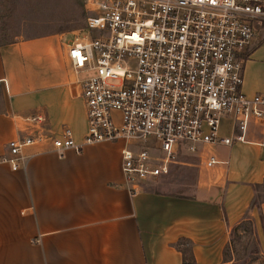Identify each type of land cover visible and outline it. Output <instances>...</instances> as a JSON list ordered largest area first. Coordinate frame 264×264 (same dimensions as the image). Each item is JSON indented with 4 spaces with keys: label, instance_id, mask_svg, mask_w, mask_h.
<instances>
[{
    "label": "crops",
    "instance_id": "crops-1",
    "mask_svg": "<svg viewBox=\"0 0 264 264\" xmlns=\"http://www.w3.org/2000/svg\"><path fill=\"white\" fill-rule=\"evenodd\" d=\"M78 28L0 43V155L20 133V117L34 112L52 135L66 126L81 141L84 105L65 54L66 34ZM254 57H264V35L243 60L248 94L264 92L247 76ZM218 130L229 132L227 119ZM263 135L264 122L250 121L247 141L201 143L191 184L181 176L179 189L124 183L120 149L132 141L86 142L61 156L49 140L28 145L24 165L0 161V264H181L180 238L196 264H232L230 233L242 219L252 221L264 253V197L256 198L264 187ZM209 155L215 161L207 165Z\"/></svg>",
    "mask_w": 264,
    "mask_h": 264
},
{
    "label": "built area",
    "instance_id": "built-area-1",
    "mask_svg": "<svg viewBox=\"0 0 264 264\" xmlns=\"http://www.w3.org/2000/svg\"><path fill=\"white\" fill-rule=\"evenodd\" d=\"M84 1L89 13L65 52L76 73L92 71L77 77L82 139L76 142L66 126L58 136L49 133L42 112L21 116L20 133L0 155L11 169L27 161L28 145L45 140L61 156L86 142L153 136L155 151L120 149L123 181L133 188L165 173L178 152L247 141L249 122H264V92L242 90L243 60L264 23V0ZM222 119L225 135L218 130ZM214 161L209 155L205 163Z\"/></svg>",
    "mask_w": 264,
    "mask_h": 264
},
{
    "label": "rangeland",
    "instance_id": "rangeland-1",
    "mask_svg": "<svg viewBox=\"0 0 264 264\" xmlns=\"http://www.w3.org/2000/svg\"><path fill=\"white\" fill-rule=\"evenodd\" d=\"M84 5V0H0V26L13 40L16 37H29L48 31L65 30L70 23L84 20L89 13ZM263 35L264 23L257 25L253 40H259ZM69 37L71 34H66L65 38ZM258 54L261 56V53L258 52ZM91 73L92 71H82L78 72L77 76L83 77ZM247 76L258 83L260 91H264V57L253 58L252 63L247 66ZM132 143L156 150L155 139L150 135ZM195 161L196 156L193 152L180 151L169 162L165 175L158 174L149 177L147 183L151 186L156 185L159 189H179L185 186L178 181L182 176L191 184ZM179 164L183 166L182 175L177 176L179 170L176 169ZM171 169L173 170L170 172ZM263 188H259L257 199L264 197ZM183 245L187 246L186 243ZM229 245L233 255L232 264H262L264 262V253L260 251L258 236L249 219H242L232 227ZM229 247H226L227 252H229Z\"/></svg>",
    "mask_w": 264,
    "mask_h": 264
},
{
    "label": "trees",
    "instance_id": "trees-1",
    "mask_svg": "<svg viewBox=\"0 0 264 264\" xmlns=\"http://www.w3.org/2000/svg\"><path fill=\"white\" fill-rule=\"evenodd\" d=\"M84 21H85V18H84V20L81 19V21H78V22L75 21L73 23H70L69 25H67L66 29H73L74 27L75 28L82 27L84 25ZM10 41H13V38H11L10 35L8 36L5 33L4 28L2 29L0 26V43L1 42H10ZM182 243L183 244L186 243L187 246H184ZM175 246L181 252V264H196V262L194 261V259L192 257V254L190 252L187 240L180 238L176 241Z\"/></svg>",
    "mask_w": 264,
    "mask_h": 264
}]
</instances>
